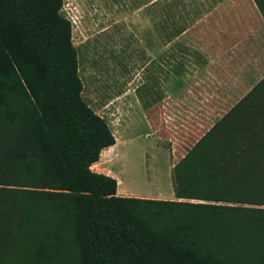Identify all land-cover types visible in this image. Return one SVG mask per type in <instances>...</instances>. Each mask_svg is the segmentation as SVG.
Wrapping results in <instances>:
<instances>
[{
  "label": "trees",
  "instance_id": "trees-1",
  "mask_svg": "<svg viewBox=\"0 0 264 264\" xmlns=\"http://www.w3.org/2000/svg\"><path fill=\"white\" fill-rule=\"evenodd\" d=\"M63 4L0 0V264H264V77L174 164L176 199L117 195Z\"/></svg>",
  "mask_w": 264,
  "mask_h": 264
},
{
  "label": "rangeland",
  "instance_id": "rangeland-1",
  "mask_svg": "<svg viewBox=\"0 0 264 264\" xmlns=\"http://www.w3.org/2000/svg\"><path fill=\"white\" fill-rule=\"evenodd\" d=\"M181 2L161 5L150 19L128 0H64L62 8L73 24L82 96L116 138L92 169L135 197L176 199L174 164L219 118L204 111L192 82L214 74L226 110L264 77V19L253 0ZM190 26L195 33L185 42L196 53L225 48L214 73L198 55L174 50L176 34Z\"/></svg>",
  "mask_w": 264,
  "mask_h": 264
},
{
  "label": "crops",
  "instance_id": "crops-1",
  "mask_svg": "<svg viewBox=\"0 0 264 264\" xmlns=\"http://www.w3.org/2000/svg\"><path fill=\"white\" fill-rule=\"evenodd\" d=\"M128 2H129L128 4L132 3L133 6H136L137 11L141 9L143 14L146 15L147 19H150V15L154 12V10L159 9L161 11V5L165 6V4L166 5L171 4V5H174L175 8H177V4H182L181 0H128ZM176 13L182 14L181 12H178V11ZM177 16H180V15H177ZM181 20H183V19L181 18ZM194 33H195V30L192 26L180 30V33L176 34V36H175L176 39L174 40V45H175L174 50L181 47L180 48L181 53L187 54L189 57L192 58V60L196 59V57H197L196 55H198L199 58H201L202 64L205 65L207 72L209 70L211 73L212 72L214 73L215 70L219 69V62L218 61H220V64L222 65L223 60H222V57H220V55H223V52H225V48L219 47L218 44H213L211 46H206L207 49L200 48V49H202V51L200 49L199 50L197 49V53H196L195 52L196 48H195L194 44L192 43V40H190V42L189 41L185 42V39L188 37H192ZM178 46H180V47H178ZM163 47L165 48V45H163ZM222 68H223V66H222ZM184 74H186V73H184ZM213 78H214V74H213V76H211L208 79H205L204 77H202L199 81L192 82L191 84L194 85V83H195V88H194L195 93L194 94L196 95V98H197V95H199L198 96L199 100H205L207 102L204 111L207 113L210 112L211 114L220 117L235 102H237L243 95L238 100L233 102L229 107H227L228 109L219 110L220 109L219 107L221 105L220 100L225 101V98H224L223 94H222L223 96H221L216 91L218 89V85H220V82L218 80H215V78L214 79ZM205 91L207 92L206 97H204V95H202V93L205 94ZM156 194H160V192H158V193L156 192L155 194H151V195L148 194L147 196H149V198H154V197H156ZM117 195L131 197V195H129V193L127 191L121 189L120 180H118ZM133 197H135V196H133ZM138 197L148 198L146 196H138Z\"/></svg>",
  "mask_w": 264,
  "mask_h": 264
},
{
  "label": "bare ground",
  "instance_id": "bare-ground-1",
  "mask_svg": "<svg viewBox=\"0 0 264 264\" xmlns=\"http://www.w3.org/2000/svg\"><path fill=\"white\" fill-rule=\"evenodd\" d=\"M120 185H122V184H121V181H120Z\"/></svg>",
  "mask_w": 264,
  "mask_h": 264
}]
</instances>
